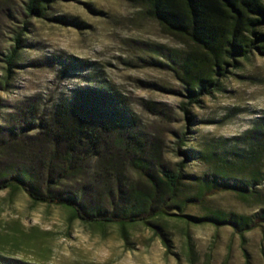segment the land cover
Listing matches in <instances>:
<instances>
[{
	"label": "rangeland",
	"instance_id": "rangeland-1",
	"mask_svg": "<svg viewBox=\"0 0 264 264\" xmlns=\"http://www.w3.org/2000/svg\"><path fill=\"white\" fill-rule=\"evenodd\" d=\"M29 1L0 0V174L25 167L44 173L40 161L54 142L41 119L59 98L90 83L111 84L127 96L146 151L113 165V151L104 150L66 189L86 187V206L122 212L125 197L154 192L139 166L159 179L163 167L182 180L167 205L154 203L155 215L124 225L85 222L69 206L35 203L15 182L0 190V257L36 264H264V153L253 156L249 136L264 120V57L229 67L222 89L190 106L171 63L189 45L150 17L144 0H61L45 18L30 15ZM20 33L24 48L10 75L6 58ZM214 174L243 182L249 194L204 193V178ZM160 191L168 196L165 185ZM209 216L225 221L204 220ZM241 217L248 220L243 233L230 223Z\"/></svg>",
	"mask_w": 264,
	"mask_h": 264
},
{
	"label": "trees",
	"instance_id": "trees-1",
	"mask_svg": "<svg viewBox=\"0 0 264 264\" xmlns=\"http://www.w3.org/2000/svg\"><path fill=\"white\" fill-rule=\"evenodd\" d=\"M58 1L61 0H30L27 10L30 15L45 18L49 6ZM144 2L150 17L157 20L169 35L189 45L185 55L171 59V63L175 66L173 69L182 82L190 106L200 104L204 97L220 91L221 78L230 73L229 67L237 68L238 62L249 60L254 54L264 57V0ZM22 35H17L16 46L6 58L10 75L17 67L19 54L24 48ZM186 111L189 113L188 109ZM39 125L54 142L51 153L40 161L44 173L32 167L21 168L16 173L5 170L0 174V190L8 189L16 182L35 203L69 206L85 222H117L124 225L155 215L154 203L161 201L167 205L180 189L181 173L162 167V179H159L149 168L139 166L154 192L142 198V201L133 194L124 199L119 182L120 196L127 209L118 212L117 209L103 210L100 205L86 206L81 202L86 197V187L73 192L64 186L65 182L85 173V163L102 156L104 150L113 151V165L126 157L135 161L139 152L146 151L145 142L138 132L137 114L127 96L111 84L89 83L75 88L70 95L59 98ZM249 136L253 138V156L264 153V120ZM111 174L114 176V173ZM38 180L43 181L42 188L38 187ZM226 181L218 174H214L212 180L205 177L203 192L209 194L235 189L243 195L249 194V187L243 182L230 184ZM161 185L167 187V197L160 193ZM111 199L115 201L113 195ZM204 220L218 225L225 221L219 216H209ZM230 223L243 233L247 227L242 226L248 220L241 217ZM0 264L36 263L0 257Z\"/></svg>",
	"mask_w": 264,
	"mask_h": 264
}]
</instances>
